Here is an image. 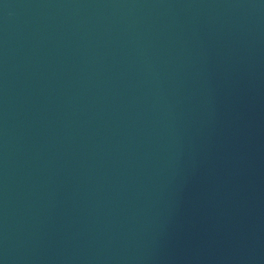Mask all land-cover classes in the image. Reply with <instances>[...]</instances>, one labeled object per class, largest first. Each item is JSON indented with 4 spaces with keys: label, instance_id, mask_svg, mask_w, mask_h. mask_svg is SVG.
I'll list each match as a JSON object with an SVG mask.
<instances>
[{
    "label": "water",
    "instance_id": "1",
    "mask_svg": "<svg viewBox=\"0 0 264 264\" xmlns=\"http://www.w3.org/2000/svg\"><path fill=\"white\" fill-rule=\"evenodd\" d=\"M0 264H264V0H0Z\"/></svg>",
    "mask_w": 264,
    "mask_h": 264
}]
</instances>
